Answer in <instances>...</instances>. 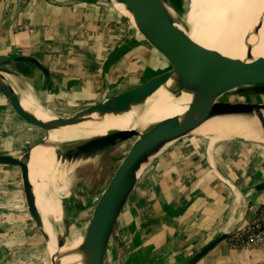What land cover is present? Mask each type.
<instances>
[{
    "label": "crops",
    "instance_id": "obj_1",
    "mask_svg": "<svg viewBox=\"0 0 264 264\" xmlns=\"http://www.w3.org/2000/svg\"><path fill=\"white\" fill-rule=\"evenodd\" d=\"M121 12L104 0H0V63L31 57L48 71L46 78L24 65L11 79L25 104L36 111V94L52 117L47 110L75 111L159 76ZM16 109L14 95L0 86V116ZM36 138L0 126V153L17 154ZM40 160L30 165L31 182ZM263 182L264 145L226 140L208 148L188 137L172 143L140 174L103 264H186L254 218L264 205V191L254 187ZM29 221L18 170L0 166V264H23ZM196 264H264V246L234 251L225 239Z\"/></svg>",
    "mask_w": 264,
    "mask_h": 264
},
{
    "label": "water",
    "instance_id": "obj_2",
    "mask_svg": "<svg viewBox=\"0 0 264 264\" xmlns=\"http://www.w3.org/2000/svg\"><path fill=\"white\" fill-rule=\"evenodd\" d=\"M104 1L113 6H115L114 1L126 5L132 19L122 12L121 14L159 66L157 80L160 82L159 88L165 87V93L174 98L188 95L190 101L181 115L164 119L140 131L134 129L109 131L94 145L75 147L67 143L57 144L58 149L53 152L54 160L61 159L77 168L130 142L129 149L111 172L106 185L87 208L79 223L80 244L69 255H65L62 248L70 228L68 214L72 209L65 211L62 205L60 224L54 228L55 251L50 255L51 264H61V260L68 257L77 258L76 264H103L116 222L140 174L149 165L151 157L165 146L193 135L194 131L206 122L219 118L255 119L261 137V140L255 143L264 145V103L226 101L231 96H264V58L259 57L244 64L231 61V68L217 72L194 70L188 63L181 33L174 26L165 24L168 10L184 0ZM257 31L258 29L255 28L251 33L255 35ZM247 51L246 54L249 56L250 51ZM210 53L215 58H221L215 51ZM24 65H29L44 77H48L47 69L37 60L31 57H18L0 63V86H11V79L16 77L18 72L25 73ZM155 82L156 80L142 82L125 92L105 97L95 104L66 115L54 116L50 120H41L26 111L16 109L15 112H11V117L0 116V126L10 127V132L14 134L40 138L35 143L38 144L44 141L43 136L49 135L50 132L83 122H98L105 117H118L130 113L134 108L144 105L148 98L145 92ZM32 148L29 146L24 149L21 157L0 153V166H9L18 170L25 211L33 222L34 229L41 235L49 249L52 240L44 229L24 165L29 159ZM254 191H264V182L255 186ZM57 227H61L59 233L56 232ZM234 230L207 243L186 264L198 263L224 242Z\"/></svg>",
    "mask_w": 264,
    "mask_h": 264
},
{
    "label": "bare ground",
    "instance_id": "obj_3",
    "mask_svg": "<svg viewBox=\"0 0 264 264\" xmlns=\"http://www.w3.org/2000/svg\"><path fill=\"white\" fill-rule=\"evenodd\" d=\"M114 5L131 17L125 4L114 1ZM165 24L174 26L181 33L188 63L194 70L217 72L231 68V61L244 64L259 57L264 58V0H184L168 10ZM255 28L258 31L254 35L251 32ZM247 50L250 51L249 56L246 54ZM211 51H215L221 58H215L211 55ZM152 80L156 82L145 92L148 98L144 105L134 108L130 113L118 117H105L104 120L98 122H83L76 126L53 131L43 136L44 141L41 140L42 142L31 145L33 148L24 165L44 229L52 240L48 249L49 256L55 251L54 228L60 224L61 207L66 205L62 202V198L68 194L69 176L75 170V165L68 164L61 159L54 160L53 152L58 149L57 144L67 143L75 147L94 145L102 135L109 131L128 129L140 131L164 119L181 115L186 110L190 97L182 95L174 98L165 93V87L159 88L158 76ZM9 86L3 85L14 95L16 104L21 110L41 120H50L54 117L49 110L47 111L52 117L44 115L36 94L32 96L35 111L25 104L23 90ZM196 133L209 137L208 148H211L215 142L227 139L249 142L261 140L255 119H213L197 128L194 131V134ZM170 145L156 152L149 164ZM23 154L24 150L11 155L21 157ZM40 156L41 160L35 178L31 182L30 165L38 162ZM84 213L85 211L75 214L72 209L68 214V218L71 219H68L70 228L62 248L65 255H69L80 244L81 232L78 225ZM76 263L77 258L75 257L61 260V264Z\"/></svg>",
    "mask_w": 264,
    "mask_h": 264
},
{
    "label": "rangeland",
    "instance_id": "obj_4",
    "mask_svg": "<svg viewBox=\"0 0 264 264\" xmlns=\"http://www.w3.org/2000/svg\"><path fill=\"white\" fill-rule=\"evenodd\" d=\"M150 69H153L151 67ZM154 73V72H152ZM102 100V99H101ZM226 101H230L232 103L235 102H252V103H264V96L254 97V96H231L226 99ZM85 107L84 105H80L77 108L81 109ZM62 109V107H59ZM76 109V110H78ZM72 111L66 112L65 110L54 113V116H62L70 113ZM188 138H199V143L204 147L207 146L209 137L204 135H199L198 133L190 135ZM40 138H36L34 142H22L23 144L19 147V149L24 150L29 146L37 143ZM228 140V139H227ZM229 140H238V139H229ZM226 141V140H224ZM244 141V140H242ZM249 142V141H247ZM258 144L255 142H249ZM130 142L122 144L119 147H116L109 153H106L100 157H97L86 164H83L77 168L70 174L67 189L68 194L64 196L63 203H65L66 208L65 211H69L73 209L75 214H81L91 205L95 196L104 188L106 185L111 172L114 170L120 159L129 149ZM99 158V159H98ZM91 162V163H90ZM62 211V209H61ZM84 213V214H85ZM84 217V215H83ZM82 217V218H83ZM69 219V218H68ZM71 220V219H69ZM82 220V219H81ZM80 220V221H81ZM30 231L27 236V244H25V257L22 260L23 264H51L50 256L47 248V244L42 239L41 235L34 229V224L30 220ZM80 223V222H79ZM79 229V225H78ZM61 227L56 228V232L59 233ZM110 251V250H109ZM22 255V253H20ZM21 260L17 259L18 264H20ZM109 264V261L106 262Z\"/></svg>",
    "mask_w": 264,
    "mask_h": 264
},
{
    "label": "built area",
    "instance_id": "obj_5",
    "mask_svg": "<svg viewBox=\"0 0 264 264\" xmlns=\"http://www.w3.org/2000/svg\"><path fill=\"white\" fill-rule=\"evenodd\" d=\"M226 241L234 251L264 246V205L258 208L250 222L235 229Z\"/></svg>",
    "mask_w": 264,
    "mask_h": 264
}]
</instances>
